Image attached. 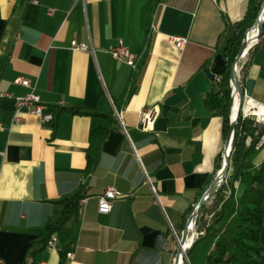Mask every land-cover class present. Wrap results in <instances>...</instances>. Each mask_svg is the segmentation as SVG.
<instances>
[{
  "label": "crops",
  "instance_id": "crops-1",
  "mask_svg": "<svg viewBox=\"0 0 264 264\" xmlns=\"http://www.w3.org/2000/svg\"><path fill=\"white\" fill-rule=\"evenodd\" d=\"M247 9L248 0H163L152 15L150 0H0V94L11 95L0 96V264H31L36 230L52 202L86 180L94 131L110 118L70 264H166L167 256L173 264L172 236L214 180L225 143L223 119L205 102L215 82L205 70L215 79L225 71L222 39ZM172 35L187 38L186 46H174ZM73 39L92 43L95 55L72 50ZM119 40L138 55L136 68L109 52ZM248 55L250 97L264 105V34ZM18 76L33 89L16 84ZM31 91L47 112L90 114L62 112L55 125L25 114L14 123L15 98ZM143 105L158 107L152 131L140 128ZM256 150L258 165L264 141ZM107 187L123 196L103 214L98 198ZM64 262L60 251L46 249L33 260Z\"/></svg>",
  "mask_w": 264,
  "mask_h": 264
},
{
  "label": "trees",
  "instance_id": "trees-1",
  "mask_svg": "<svg viewBox=\"0 0 264 264\" xmlns=\"http://www.w3.org/2000/svg\"><path fill=\"white\" fill-rule=\"evenodd\" d=\"M163 0H150V13L153 15ZM264 0H248V9L244 18L234 24H229L226 31L231 35L220 46L226 69L215 79L214 86L205 96L208 109L223 119V134L226 140L230 131L232 110L231 68L237 56L246 31L255 23ZM149 25H151V17ZM246 71L243 85H247ZM62 112L90 114L69 107H60L54 113L53 125L58 114ZM113 121L94 131V144L88 154L86 180L75 191L54 200L53 213L46 224L37 229L38 237L33 241L28 258L46 249L48 240L57 234L62 247L61 255L65 257L71 250L75 237V223L80 212V201L86 196V188L93 163L100 151L102 142ZM259 125L253 117H243L240 114L234 131L232 151L230 154L231 171L228 183L231 191L225 199L224 185L217 193L216 207L220 210L213 217L212 224L206 228L205 235L199 237L190 250L205 238H211L213 244L207 253L204 264H264V159L258 164L251 161V153L257 149L264 125ZM221 155L218 157L217 169H220ZM237 185H239L237 187ZM230 202L233 204L230 206ZM193 210V209H192ZM181 234V232H179Z\"/></svg>",
  "mask_w": 264,
  "mask_h": 264
},
{
  "label": "built area",
  "instance_id": "built-area-1",
  "mask_svg": "<svg viewBox=\"0 0 264 264\" xmlns=\"http://www.w3.org/2000/svg\"><path fill=\"white\" fill-rule=\"evenodd\" d=\"M52 11L53 10L51 9L50 12H52ZM150 28H151V30H155L156 29L155 23H151ZM169 41L174 46H176L178 49H183L186 46L188 39L185 37L179 36V35H172L169 37ZM258 42H259V39L255 45H257ZM70 48L72 50H75V51L88 52V53H91L93 55H95V53H96V49L92 45V43L79 42L76 39H73L71 41ZM251 49H252V47H251ZM109 52L111 53V55L113 56L114 59L119 60V61L127 64L128 66H130L132 68L137 67L138 55L133 53L126 45H124L122 40H119L115 45L111 46L109 48ZM239 77H240V75H239ZM15 83L18 85H22L24 87L33 89L31 80L25 76H18L15 79ZM232 90H234V88ZM232 94H233V92H232ZM0 96L6 97V96H11V95L1 93ZM249 98H251V97L246 95V101ZM15 100L17 103V109H16L15 114H14L13 119H12V121L14 123L23 122L25 120V117H24L25 114L36 115L40 119L42 124H50L54 121V117H55L54 113L53 112H47L45 110L46 107L41 102L40 96L38 94H36L34 91H31L22 97H17V98H15ZM246 101H245V103H246ZM244 106H245V104H244ZM244 106H243V110H242V115L244 118L254 116L255 120L258 123L264 124V120L260 121L258 115H254L250 111L246 112L244 109ZM158 114H159V110H158L157 106H155V105H152V106L143 105L141 107L140 112H139V125H140L141 130L152 131L154 129V124H155L156 118L158 117ZM116 115H117L118 119H121L119 112H116ZM120 122H121V125L124 127L123 122L122 121H120ZM0 128H1V126H0ZM263 141H264V136L262 137L261 142H263ZM231 151H232V149L226 148V144L224 143L222 151H221V157L223 159V163H224L226 156L227 155L230 156ZM219 172L220 171H218V173ZM122 196H123V193L120 192L115 187H107L98 198V210H99V212L103 213V214L109 213L111 210L113 202L116 199L121 198ZM87 200H88L87 197H84L83 199H81L80 209L87 202ZM197 205H198V202L194 205L190 216L192 215V213L194 211H196ZM198 217H199V215L194 220H192V222L190 223V225L192 223L194 224V230L195 231L190 229V234L194 235L195 238H198L200 236V234L196 230ZM46 250L48 252H52L55 250H58L61 252L62 247L60 245V240H59V237L57 234H53L50 237V239L48 240L47 245H46ZM86 250L91 251L92 249L90 247H86ZM74 256H75V252L71 247V250H69L65 255L64 264H70L71 260L74 259Z\"/></svg>",
  "mask_w": 264,
  "mask_h": 264
},
{
  "label": "water",
  "instance_id": "water-1",
  "mask_svg": "<svg viewBox=\"0 0 264 264\" xmlns=\"http://www.w3.org/2000/svg\"><path fill=\"white\" fill-rule=\"evenodd\" d=\"M263 13H264V3L261 7V10H260L258 17L256 18L254 25L252 26V27H254L256 25L258 26V30H259L258 38L261 36V33H262L263 22H260V18L263 15ZM252 27L246 31L245 38H244L242 45L240 47V50H239V52L235 58V62L232 64V68H231V83H232V86L234 88L233 94H232V104L234 102V98H235L234 95L236 93H238V97H239L238 113H237V116L235 119L231 118L229 135H228L227 139L225 140L226 148H231V149H232V144H233L235 127H236V124L238 122L240 114H242L243 106H244L245 101H246V95L250 96L252 94L253 87H254V81H252V80L247 82V86H244L241 83L239 73L237 70V66L241 62V60L244 57L246 50L248 48V41H249L248 40V34L251 31ZM205 73L207 74V76L210 79L215 80L216 75L213 74L209 69H206ZM251 117L255 118L254 116H251ZM221 170H222L221 171L222 173H218L215 176L214 180L210 183V185H208V187L206 188V190L204 191V193L202 194V196L198 200L197 209L188 218V221L186 223L184 230L181 233V236L180 237L177 236L178 241H179V248H178V252L174 258L173 264H179L180 248H181V245H183L185 243V241L188 239V237L190 235V223L192 222V220H194L199 215V213L201 212L203 207L206 205V203L222 188L223 183L225 181V178L227 177L229 170H230V156L229 155L226 156L224 163H223V167ZM195 241H196V238H194L192 246L195 243ZM191 247H190V249H191ZM189 250L187 252H189ZM184 261H185V264H189L187 262L188 261L187 253H186Z\"/></svg>",
  "mask_w": 264,
  "mask_h": 264
},
{
  "label": "rangeland",
  "instance_id": "rangeland-1",
  "mask_svg": "<svg viewBox=\"0 0 264 264\" xmlns=\"http://www.w3.org/2000/svg\"><path fill=\"white\" fill-rule=\"evenodd\" d=\"M263 34H264V21H263L262 33H261V36L259 37V40L261 39V37H262ZM230 35H231V32L229 30L225 32V35H224V37L222 39V42H221L222 45L226 42L227 38H229ZM234 62H235V60H234ZM248 63H249V55L246 56V58L243 59L240 62V68L241 69H240L239 75H240V80H241V83L242 84L244 82V73H245V71L247 69ZM232 89H233V87H232ZM232 92H233V90H232ZM258 124L261 125V126L264 125L263 123H258ZM261 140H262V138H261ZM258 156H259V154H258L257 150H254L251 153V156H250L251 161L252 162L256 161L257 158H258ZM222 163H223V159L221 158V164ZM222 167H223V164H222L221 168L217 170L216 175H217L218 171H220L222 169ZM230 171H231V162H230V170H229V173H230ZM229 173H228V175L225 178V181L223 183V186L224 185L226 186V189L223 192V195H224V198L225 199L229 198V196L231 195V191H230V187H229V183H228ZM238 186L239 185H237V187ZM217 193L206 203V205L203 207V209L199 213V217H198V220H197V227H196V230L200 234L199 237H202V236L205 235L206 228H208L212 224V220H213V217H214L215 213L220 210L221 204H219V206L216 207L217 206L216 205ZM232 204H233V202H230V206ZM177 236L180 237L181 234L177 233V234H173V236H172V239L174 240V251H173V254L175 256H176V254L178 252V248H179V241H178ZM198 238H196V240ZM193 241H194V238H193ZM212 244H213V240L211 238H205V239L200 240L192 250H189V252H187V258H188V261L187 262L189 264H204L205 259H206V256H207V253L209 252ZM169 260H170V262H172L171 261L172 260L171 259V256H167V262H166V264H170Z\"/></svg>",
  "mask_w": 264,
  "mask_h": 264
},
{
  "label": "bare ground",
  "instance_id": "bare-ground-1",
  "mask_svg": "<svg viewBox=\"0 0 264 264\" xmlns=\"http://www.w3.org/2000/svg\"><path fill=\"white\" fill-rule=\"evenodd\" d=\"M263 21H264V13H263V15L260 18V22H263ZM258 35H259V30H258V26L256 25V26L252 27L251 31L248 34V40H249L248 41V47H249V45H250V47H253L256 44V42L259 39L258 38ZM250 49L246 50V53H245L244 57L247 55V53L250 51ZM243 58H242V60H243ZM240 69L241 68H240V63H239L238 66H237L238 73L240 72ZM234 97L235 98H234V102L232 104V110H231V118L232 119H235L236 118L237 113H238V109H239V97H238V93H236L234 95ZM244 109H245L246 112H249L250 111L254 115H258L260 121H263L264 120V105L256 102L254 99L249 98L246 101V103H245ZM221 171L222 170H220L219 173H222ZM190 229L193 230V231H195L194 230V224L193 223L190 225ZM193 238H195V236L192 235V234H190L189 237H188V239L185 241V243L183 245H181L179 264H185V261H184L185 260V256H186L187 251L192 246Z\"/></svg>",
  "mask_w": 264,
  "mask_h": 264
}]
</instances>
